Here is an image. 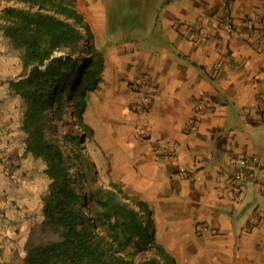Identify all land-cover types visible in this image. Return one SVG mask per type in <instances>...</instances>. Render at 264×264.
<instances>
[{"label":"crops","instance_id":"crops-1","mask_svg":"<svg viewBox=\"0 0 264 264\" xmlns=\"http://www.w3.org/2000/svg\"><path fill=\"white\" fill-rule=\"evenodd\" d=\"M75 4L104 65L87 104L97 95L133 102L131 84L142 78L150 84L145 113L132 118L149 140L133 128L120 134L121 141L127 137L124 182L179 229L177 264H264V0ZM227 13L235 32L218 25ZM208 20L210 39L197 44L180 27ZM99 108L105 112L106 104ZM250 157L259 159L257 167L234 165ZM20 163L23 174L28 163ZM7 190L0 189V210ZM40 195L32 189L27 208L34 211ZM28 224L15 214L0 215V257L10 260L23 246ZM200 226L208 231L197 233Z\"/></svg>","mask_w":264,"mask_h":264},{"label":"trees","instance_id":"trees-1","mask_svg":"<svg viewBox=\"0 0 264 264\" xmlns=\"http://www.w3.org/2000/svg\"><path fill=\"white\" fill-rule=\"evenodd\" d=\"M0 1L3 37L22 52L25 73L9 82L8 93L22 104L23 154L33 156L48 182L44 224L58 234L56 241L28 244L22 264H177L157 242L147 202L124 196L117 183L107 190L84 189L80 147L94 134L84 114L104 65L75 0ZM68 117L83 134L66 133L60 141L48 137Z\"/></svg>","mask_w":264,"mask_h":264},{"label":"rangeland","instance_id":"rangeland-1","mask_svg":"<svg viewBox=\"0 0 264 264\" xmlns=\"http://www.w3.org/2000/svg\"><path fill=\"white\" fill-rule=\"evenodd\" d=\"M4 6L5 3L0 1V15ZM2 23L0 19V25ZM24 73L22 52L13 49L0 30V139L2 138L0 148L6 151L5 156H0V189L17 190L13 193H8V190L4 192L3 209L0 210V215L15 214L23 217L25 223H29L28 233L23 238L25 239L23 246L20 248L14 246L16 249L12 250L11 259L4 260L0 257V264H22L25 247L28 244H46L58 240L57 232L44 224L43 205L48 193V182L39 176L32 155L23 154L20 158V153L23 150V133L19 128V121L23 109L20 100L12 99L9 96L8 89L9 82L18 79ZM132 103L134 101L129 103L123 101L119 95H97L93 97L90 104H87L84 121L93 129L94 134L84 140L85 142L80 147L84 159L81 167L85 177L83 186L86 191L94 192L98 188L107 190L110 189L111 183H117L123 189L124 196L141 199L124 182L127 167L124 140L127 137L121 141L120 134L133 128L136 136L143 140H149L148 136L144 138L138 133L143 128L138 122L134 123L132 118H137L144 113H135ZM99 104H106L105 112L100 110ZM68 122V124L58 123L56 130L52 134L49 132L48 137L60 141L66 133L79 132L83 134L74 119L68 117ZM3 131H5V135ZM145 134L148 135L146 131ZM61 146L66 152L71 153V146H64L63 143ZM76 151L79 150L76 148ZM22 161L28 163L24 168L26 172L23 174L20 170ZM32 189L41 191V201L37 197L35 201L37 209L35 208L34 211L27 208V203L31 202L30 192ZM147 204L153 213L157 242L175 258L183 251V244L178 243L175 238L179 229L171 228L168 225V222L162 218V214L155 209L156 205L148 202ZM17 224L15 223L14 226ZM15 230L16 228L12 227V231ZM152 254L153 251L148 256ZM184 264H189V262L184 261Z\"/></svg>","mask_w":264,"mask_h":264},{"label":"built area","instance_id":"built-area-1","mask_svg":"<svg viewBox=\"0 0 264 264\" xmlns=\"http://www.w3.org/2000/svg\"><path fill=\"white\" fill-rule=\"evenodd\" d=\"M210 20L197 22V23H184L180 27L184 30L183 34L186 36V38L191 41L192 43H199L203 40L210 39V35L205 30L208 25L206 23H209ZM219 26H222L227 33L235 32V24L234 20L230 16L229 13L223 16L219 20L218 23ZM242 36V34H240ZM219 67H216L215 69H218ZM131 90L137 95V100L132 103L133 110L135 113H145L146 106L145 102L153 93L149 92L150 84L146 78H142L140 80H136L134 83L131 84ZM140 133L144 138H147L145 134L144 129H140L138 132ZM173 147V146H172ZM166 148L165 146H162L159 150L164 151ZM260 161L258 158L250 157V158H239L234 161V165L240 167V168H248V167H257L259 165ZM264 166V162L262 163ZM256 221V217H253L252 222ZM208 231L207 226H200L196 228L197 233H204Z\"/></svg>","mask_w":264,"mask_h":264}]
</instances>
